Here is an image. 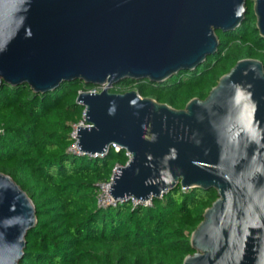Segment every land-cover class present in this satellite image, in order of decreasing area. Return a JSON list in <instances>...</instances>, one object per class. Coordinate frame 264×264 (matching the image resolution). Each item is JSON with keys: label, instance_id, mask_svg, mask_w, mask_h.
Wrapping results in <instances>:
<instances>
[{"label": "water", "instance_id": "water-1", "mask_svg": "<svg viewBox=\"0 0 264 264\" xmlns=\"http://www.w3.org/2000/svg\"><path fill=\"white\" fill-rule=\"evenodd\" d=\"M248 1L0 0V87H103L79 93L87 124L77 140L95 157L131 153L112 177L114 199H158L179 184L217 190L183 264H264V63L239 60L183 109L109 88L197 69L219 51L217 30L245 21ZM250 1L264 37V0ZM37 222L28 192L0 171V264L20 263Z\"/></svg>", "mask_w": 264, "mask_h": 264}, {"label": "trees", "instance_id": "trees-1", "mask_svg": "<svg viewBox=\"0 0 264 264\" xmlns=\"http://www.w3.org/2000/svg\"><path fill=\"white\" fill-rule=\"evenodd\" d=\"M247 7L240 27L217 30L219 51L197 69L162 83L128 79L118 85L136 82L143 97L177 109L195 97L205 99L239 60L264 63L254 2ZM94 88L80 80L44 94L29 85L0 87V171L28 192L38 219L19 264H183L195 252L192 233L218 198L217 190L179 184L151 204L135 205L130 198L99 206V184L111 182L115 169L130 158L114 146L97 157L70 151L74 126L85 114L79 93Z\"/></svg>", "mask_w": 264, "mask_h": 264}, {"label": "built area", "instance_id": "built-area-1", "mask_svg": "<svg viewBox=\"0 0 264 264\" xmlns=\"http://www.w3.org/2000/svg\"><path fill=\"white\" fill-rule=\"evenodd\" d=\"M92 91H95V92H100L99 90H97V87H95L94 89H92ZM85 115V114H84ZM87 123L85 122V117H84V120L81 121L79 124L75 125L74 126V131L72 132V136L74 137L75 139V142L74 144L70 147V151L71 152H74L78 155H84L85 153L82 152L80 150V148L78 147V140H77V129H78V126L79 125H86ZM0 132H2V129L0 128ZM129 158L132 157L131 153L128 152L127 153ZM111 187V182H108V183H100L99 184V193H98V203H99V206L101 207H107L109 205H114L116 206L119 202H123V201H126V200H129V199H114L112 197V195L109 193V189ZM183 189H187L185 187H183ZM132 199V198H131ZM133 200V199H132ZM134 204L137 205V204H151L152 203V199L150 200H146V201H140V200H133Z\"/></svg>", "mask_w": 264, "mask_h": 264}, {"label": "rangeland", "instance_id": "rangeland-1", "mask_svg": "<svg viewBox=\"0 0 264 264\" xmlns=\"http://www.w3.org/2000/svg\"><path fill=\"white\" fill-rule=\"evenodd\" d=\"M136 84H137L136 82H127V83L122 84V85H118V84L114 85L113 87H110L109 89L111 92L123 93V92L130 91V90H137ZM116 87H118V88H116ZM102 89H103V87H97V90H99V91H101Z\"/></svg>", "mask_w": 264, "mask_h": 264}]
</instances>
